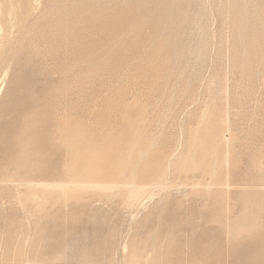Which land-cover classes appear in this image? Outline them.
<instances>
[{
	"label": "rangeland",
	"instance_id": "1",
	"mask_svg": "<svg viewBox=\"0 0 264 264\" xmlns=\"http://www.w3.org/2000/svg\"><path fill=\"white\" fill-rule=\"evenodd\" d=\"M127 123L163 188L124 207L40 186L76 179L64 127L96 144ZM209 132L229 147L201 159ZM206 237L211 264H264V0H0V264H156L166 245L206 264Z\"/></svg>",
	"mask_w": 264,
	"mask_h": 264
},
{
	"label": "bare ground",
	"instance_id": "2",
	"mask_svg": "<svg viewBox=\"0 0 264 264\" xmlns=\"http://www.w3.org/2000/svg\"><path fill=\"white\" fill-rule=\"evenodd\" d=\"M67 127H64L60 136L65 142L62 147L70 151L72 159L73 174L76 179L69 181V185L62 184H40L42 187H60L63 192L68 190H82L84 189H97L102 191L103 194H115L122 199L124 207H132L135 205L142 196L150 191L147 184L153 180L155 187L161 189L164 187V179L166 173L165 164L162 163V154L159 152H151L147 157L139 159L138 153L145 150L146 142L141 138L139 139L136 151L134 147L125 154V147L122 146L124 142L132 140L130 134L132 127L127 123L119 132L111 136V139L104 141L100 138L99 143L94 144L92 138L96 135L86 132L83 128H74L72 132H66ZM70 133V134H68ZM199 140V138H198ZM111 141V142H110ZM106 142V143H105ZM214 143V144H213ZM229 141L221 142L216 135H212L210 132L203 141V150L200 153L201 159L204 158V154L207 151L212 152V148L216 144H222L223 147H229ZM199 143L196 140L187 155L180 159L176 163V169L181 170L184 167L195 169L198 167L200 159L197 158V149ZM214 145V146H212ZM198 155V157L200 156ZM203 155V156H202ZM138 156V157H137ZM80 160V163H79ZM225 162L228 163V155H226ZM83 162V163H82ZM81 163L83 165H81ZM70 167V162L67 164ZM80 166H83L86 171L83 173H77ZM212 170V168H211ZM213 171V170H212ZM193 184H200L199 182H193ZM212 185L208 183V186ZM155 248V247H154ZM165 253L168 255L160 257V264H169L174 262L180 264V258H174L171 256L173 248L171 245H166ZM198 252V262H204L211 264L210 257L212 253V243L208 237L200 240L199 244H196ZM54 252H58V248L53 249ZM85 249L79 251V256L85 255ZM63 253L61 257L57 259H63ZM194 256V255H193ZM97 255H90L87 253V260L89 262H95ZM155 263L159 264L155 257ZM64 262V261H62ZM69 261L63 264H68Z\"/></svg>",
	"mask_w": 264,
	"mask_h": 264
}]
</instances>
